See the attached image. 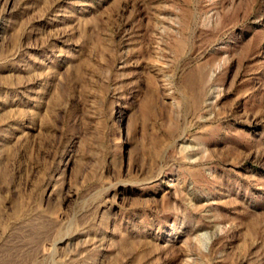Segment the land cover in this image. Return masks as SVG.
I'll use <instances>...</instances> for the list:
<instances>
[{"label":"rangeland","instance_id":"1","mask_svg":"<svg viewBox=\"0 0 264 264\" xmlns=\"http://www.w3.org/2000/svg\"><path fill=\"white\" fill-rule=\"evenodd\" d=\"M0 264H264V0H0Z\"/></svg>","mask_w":264,"mask_h":264}]
</instances>
